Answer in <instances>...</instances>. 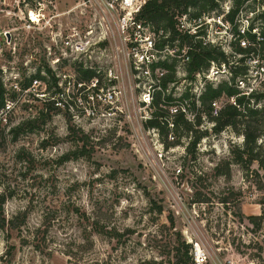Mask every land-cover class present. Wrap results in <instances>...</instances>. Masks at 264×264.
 <instances>
[{
	"label": "rangeland",
	"instance_id": "rangeland-1",
	"mask_svg": "<svg viewBox=\"0 0 264 264\" xmlns=\"http://www.w3.org/2000/svg\"><path fill=\"white\" fill-rule=\"evenodd\" d=\"M215 1V9L200 15L209 22L200 33L203 41L223 52L224 59L218 56L215 61L225 60L227 66L238 62L239 74L243 65L238 37L229 48V32L216 22L230 26L234 34L247 22L264 31V17L260 16L264 3L248 0L230 22L226 15L236 0ZM78 2L53 0L46 13H59L56 21L65 33V24L72 23L85 34L96 28L101 9ZM25 8L22 0H0V30L8 31L11 38L0 50V74L3 69L17 72L23 86L41 68L49 91L56 92V84L64 96L52 93L55 102H60L57 107L25 96L6 124L1 121L0 194L7 197L0 215L6 221L0 228V264H69L62 251L72 240H82L87 224L77 210L88 217V229L93 220L104 228V233L91 234L94 246L83 253L79 263L99 258L104 264H173L171 248L179 233L192 247L197 243L206 251L205 264H264V217L258 228L247 218L264 214L263 170L256 161L245 170L236 160L242 135L230 127L214 132L213 121L203 114L194 129L206 133L187 152L190 137L182 135L181 129L170 131L168 125L162 126L175 135V143L167 146L168 137L153 134L137 116L126 118L118 109L88 115V86L77 90L73 85L76 67L80 61L110 66L112 34L106 41L95 31L88 35L91 50L87 55L71 54L59 46L48 51L46 34L23 28L20 17ZM57 56L60 60L54 65ZM59 73L68 74L71 83L57 85ZM182 76L180 68L178 79L183 82ZM225 78L221 76L213 84L223 83ZM231 102L224 94L217 100L220 107ZM98 107L100 111L106 108ZM253 118L260 120V116ZM258 142L264 154V136ZM64 155L68 158L63 159ZM226 163L229 176L217 175L215 166L225 168ZM205 197L208 203L196 201ZM222 198L228 202L222 203ZM22 211L27 213L25 223L18 229L9 228L7 220ZM44 217L51 219L47 230ZM113 227L121 237L107 235Z\"/></svg>",
	"mask_w": 264,
	"mask_h": 264
},
{
	"label": "built area",
	"instance_id": "built-area-1",
	"mask_svg": "<svg viewBox=\"0 0 264 264\" xmlns=\"http://www.w3.org/2000/svg\"><path fill=\"white\" fill-rule=\"evenodd\" d=\"M146 1L79 0L78 5H98L101 9L95 26L97 31L96 28L91 27L85 30V34L72 23L65 24L68 30V33H65L61 28L62 24L56 21L59 13H46V8L53 3V0H22L26 8L20 19L25 30L37 31L49 37V43L45 45L48 51L53 46L55 48L59 46L61 50H69L71 54L87 55L91 50L88 35L95 31L98 38L103 41L108 38L109 33L112 34L114 52L112 64L106 67L98 62L86 64L84 61H80L83 68L88 67L96 72V75L88 82L76 81L74 74L73 85L77 86V90H83L88 86V115L93 116L97 112L110 114L113 113L110 111L118 109L126 118L137 116L146 122L152 118V111L156 109L155 100L157 99L158 107L166 110V125L172 131L173 119L177 115H181L189 121L194 120L199 107H201L200 99L206 85L209 84L214 88L220 86L222 82L220 84L217 82L213 84V82L220 81L221 76L226 77L222 85H227L237 91L236 94L227 96L231 98V104L236 105L237 96H245L249 98L252 106L264 107V98L258 102L255 101V96L264 94V47L262 46L264 31L262 33L257 24L250 25L247 22L245 27L239 28V31L235 30L234 34L230 26L224 25L221 21L216 22L224 27L226 32H229L227 43L229 48L236 39L235 37H238L239 48L245 49L243 53L239 51L243 65V70L239 74H236V63L238 62L232 64L233 66L231 64L227 66L228 62L225 60L218 62L215 59L209 62L206 69L198 71L192 78H188L186 66L189 60L188 51L192 48L191 44H181L179 36L173 35L171 28L143 19L141 11ZM188 15V13H183L174 16L175 30L179 35L191 36L193 41L200 40L203 45L213 47L209 42L203 41V34L200 33L202 29L207 30L206 27H202L209 22L204 20V16L190 17L189 15L188 17ZM66 17L69 18V14ZM111 21H113V25ZM248 33L252 37L248 36ZM7 34H9L8 31L0 30V50L4 44L9 45L11 42L10 34L9 37ZM213 42L211 40V43ZM59 60L58 56L55 57L54 65ZM169 66L175 70V78L164 81ZM180 68H182L181 79L183 82L178 79ZM41 71L40 68V75ZM35 73L28 76L27 83L22 86L17 80V72L3 69L0 75L5 99L3 107L0 108V124L1 121L6 124L10 112L25 96L45 100L56 107L60 105L59 101L55 102L52 93L64 96L62 88H57L55 84L53 87L56 92H50V85L47 84L45 78L36 77ZM201 75H203V79ZM213 76H217V78L213 80ZM69 77L65 73L57 74V85L59 84L60 87L69 85L71 83ZM184 81L185 84H183ZM9 93H13L15 96L9 97ZM217 100L218 98L211 102V116H217L221 109ZM117 102L120 105L118 104L116 108L108 106V104L114 105ZM193 102H195V106ZM99 105H104L106 108L100 111ZM166 106L168 107L166 108ZM149 130L156 136L160 134L156 127H150ZM167 137L169 142H173L172 140L175 139V135L170 132L167 133ZM192 256L195 264H205L206 251L197 243L192 247Z\"/></svg>",
	"mask_w": 264,
	"mask_h": 264
},
{
	"label": "trees",
	"instance_id": "trees-1",
	"mask_svg": "<svg viewBox=\"0 0 264 264\" xmlns=\"http://www.w3.org/2000/svg\"><path fill=\"white\" fill-rule=\"evenodd\" d=\"M248 0H236L234 7L227 13L226 17L232 21L233 16L237 13L239 8ZM264 3V0H262ZM217 2L215 0H147L143 5L141 11V17L143 19L155 22L156 24L161 23L165 27H169L172 30L173 35H178L180 38V43L191 44V49L188 51L189 60L187 62L186 71L187 77L192 78L194 73L206 69L211 60L218 59V56L224 59L222 51L216 50L214 47L203 45L200 40H194L191 36L179 35L175 30V19L174 16L181 15L183 13H188L190 17H197L203 12H208L215 7H217ZM261 17H264V9L262 10ZM254 23L251 22L250 25ZM262 31V30H261ZM263 33V31H262ZM264 34V33H263ZM248 36L252 37L249 33ZM264 47V42L262 43ZM238 51L243 53L245 49L238 48ZM47 72L50 73L51 70L46 68ZM96 75V72L88 67L83 68L82 64L78 63L76 67V81L79 82H88V80ZM34 76L44 78L40 75V68L37 69ZM175 78V70L173 67H168V73L164 76V81L172 80ZM226 96H231L236 94L237 91L227 85H220L216 88L207 84L206 88L201 96L200 103L201 108L198 109L194 120L189 121L181 115H177L173 119L174 127L173 130L178 131L182 130V135L190 137V141L185 147L186 151H191L194 148L196 142L205 135V131H200L194 129L195 125L201 123L202 115H206L209 120L214 122L212 130L216 133L221 132L226 127H230L234 132L242 135L243 143L242 148L237 154L236 160L241 162L245 170H249L252 162L256 161L259 167L263 170L264 177V154H262V145L258 142L261 137L264 136V107H254L250 104L249 98L245 96L236 97V105L231 103H226L221 107L217 116H211V102L219 98L222 94ZM264 98V94L255 96V101L258 102ZM4 87L0 75V108L4 105ZM249 100V102H248ZM156 111L153 112L152 118L148 119L145 122L146 127H156L159 130V133L167 137V131L162 129L166 125V110L158 107V100H155ZM250 104L252 107H249ZM195 106V102H193ZM240 107H242L240 109ZM51 109V108H50ZM260 116V120L253 117ZM175 142H168V145H173ZM77 152V151H76ZM75 152V153H76ZM68 155H64L63 159H67ZM215 173L217 175L229 176L228 163H226L225 168H221V165L217 164L215 166ZM6 195L4 193L0 194V215H3L2 205L6 200ZM202 203H208L210 200L208 197L203 198L202 200H196ZM222 203H227V198H222L220 200ZM158 211H161V207H158ZM78 217L84 220H87V224L84 225V235H82V240L76 242L72 240L68 248L62 251L65 255L68 256L67 262L69 264H104V261L97 258L89 260L88 263L84 261L79 263V260L82 258L83 253L88 252L94 246V242L91 238L92 233H104L103 225L99 224L96 220H93L89 224L88 229V217L83 212H78ZM27 213L25 211L19 212L7 220V225L11 229H18L20 224L25 223ZM264 214L261 215H249L247 216L248 220L258 228L262 224V219ZM20 218L19 221H17ZM55 218V217H54ZM49 220V219H48ZM44 217L43 225L44 229H48L51 225V219L48 221ZM4 216L0 217V228L5 226ZM126 233H130L131 230L125 229ZM107 235L112 238L121 237L122 234L115 229V227L106 231ZM74 246V248H73ZM172 256L174 258L173 264H195L192 256V244L187 242L182 236L178 233L175 238V243L171 248ZM74 259V260H73Z\"/></svg>",
	"mask_w": 264,
	"mask_h": 264
},
{
	"label": "water",
	"instance_id": "water-1",
	"mask_svg": "<svg viewBox=\"0 0 264 264\" xmlns=\"http://www.w3.org/2000/svg\"><path fill=\"white\" fill-rule=\"evenodd\" d=\"M7 37H9V34H7Z\"/></svg>",
	"mask_w": 264,
	"mask_h": 264
}]
</instances>
